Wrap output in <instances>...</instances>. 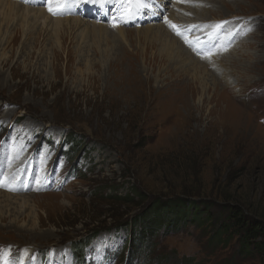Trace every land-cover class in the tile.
I'll return each instance as SVG.
<instances>
[{"label": "rangeland", "instance_id": "obj_1", "mask_svg": "<svg viewBox=\"0 0 264 264\" xmlns=\"http://www.w3.org/2000/svg\"><path fill=\"white\" fill-rule=\"evenodd\" d=\"M110 1L102 9L70 0L62 16L76 17L78 30L93 23L126 32L116 43L96 45L69 29L56 44L42 28L17 33L19 48L4 43L11 34L0 45V191L46 194L20 211L2 209L0 264H40L43 250L41 264H71L69 240L99 226L86 264H124L129 232L111 224L136 209L96 194L111 186L133 201L136 189L150 198L188 190L264 223V0H150L151 10L139 14L134 0ZM146 25L183 45L211 82L136 40ZM189 34L203 37L199 53L184 43ZM208 51L213 55L202 58ZM70 129L82 139L71 160L64 140ZM212 232V223L189 219L162 227L148 240L146 264H264L256 252L239 254L236 235L227 246L213 245Z\"/></svg>", "mask_w": 264, "mask_h": 264}, {"label": "trees", "instance_id": "obj_2", "mask_svg": "<svg viewBox=\"0 0 264 264\" xmlns=\"http://www.w3.org/2000/svg\"><path fill=\"white\" fill-rule=\"evenodd\" d=\"M65 138L70 143L68 152L74 153L75 142L77 143L76 149L82 147V139L77 140L76 133L72 129L66 131ZM109 188L113 191H109V193L98 191L96 194L106 201L129 204L133 209H136L133 212H124L123 216L114 219L111 224L119 227L118 230L124 229L129 232V238L125 244L127 253L125 263L127 264L137 258L138 253L149 243L148 240L155 236L158 229L162 227L172 228L188 219L198 226L204 223L213 224V238L211 239L213 245L227 246L229 239L236 235L239 243L237 249L239 254L249 256L256 252V254L264 257V223L249 218L234 204L228 207L215 206L208 200L201 198L199 193L188 190H182L174 197H171L170 194L160 193L157 197L150 198L145 192L136 189L134 193L137 200L133 201L130 194L126 193L122 196L121 193L114 191L112 186ZM145 204H149L148 209L138 214L137 209ZM160 212L164 213L162 218ZM176 223L178 224L176 225ZM99 229H101L100 226L90 229L91 232L86 239H80L73 243L74 252L79 258H82L83 245L94 237L95 230ZM133 245L134 248L132 249Z\"/></svg>", "mask_w": 264, "mask_h": 264}, {"label": "bare ground", "instance_id": "obj_3", "mask_svg": "<svg viewBox=\"0 0 264 264\" xmlns=\"http://www.w3.org/2000/svg\"><path fill=\"white\" fill-rule=\"evenodd\" d=\"M41 1L42 0H0V45H3L2 44L4 42L3 40H5L7 38L6 35L11 34L9 37L10 39H6V41L4 43L6 45L9 44L12 48H14V46L17 44L16 47L19 48L21 46V44L24 45V43H21L20 41H18L19 38L17 40L16 37L18 34L23 36L25 34V32L34 33L37 30H41L42 28H46L47 32H49L48 39H51L56 44L59 42L58 39H59L60 33L64 32L65 30L68 31L69 29H72L74 32H76L77 36L81 40L87 39L96 45L107 44L109 42L116 43L120 39L125 38L126 32L124 34L123 31H121L119 29L120 31L118 32V34L115 35L116 33L108 32V30L106 28H104V26H100L99 24L98 25L93 24V23L85 24L83 26V28H80V30L76 29L75 26L81 27L80 22L77 19H75L76 17L66 18L65 16H62L64 11L68 10L67 4H69L70 0H59V1L55 2L54 4L51 3L55 14L50 13L48 10L49 0L45 1V6H39ZM82 1L86 2V0H82ZM134 1H135L134 9H135L136 13L139 14V11H137L138 0H134ZM110 3H111L110 0H105L104 6L102 7V9L103 8L106 9L107 6L110 5ZM57 5H59V7H57ZM91 5H92L91 3L86 2V4H84L82 7L83 8H89V7H91ZM68 19H70V20H68ZM16 24H17V26L21 27L20 28L21 31L16 30V33H14L12 35L11 31H9V28H10V26H12V25L15 26ZM142 29L141 30L143 32L141 31L135 35L136 40H141L139 42H142L144 45L147 43V46L152 47V49L155 48L158 52L157 55L160 56L164 62H166V61H171L173 63L180 62L181 63L180 67L183 70L193 71L194 75L196 74V76H197L196 80H198L200 82L206 81L207 83L211 82L209 79L205 78V75L209 74L208 71L205 70L206 68L204 69L202 64L198 61V59H196L195 57H192L191 53H189L186 50V48H184V46L181 45L175 38H173L171 36L169 37V35L167 33H165L161 28H160V30L153 31L152 30L153 28L151 25H146ZM21 36H20V40H21ZM127 37H128V35H127ZM56 46L59 49V45H56ZM200 46H201L200 44L196 45V47H200ZM144 47L145 46H143V49L145 50ZM30 48H31V46H30ZM27 49H29V48H27ZM5 55H6V53H2V56L5 57ZM208 62H210V61H208ZM180 63H176V64L180 65ZM216 68H217V73L219 72V75H222L224 73L226 76H228L229 72H226V73L223 72L222 73V72H220V70H221L220 68H218V67H216ZM210 75H211V73H210ZM211 77L213 78L212 75H211ZM226 79H227V77H226ZM11 163H12V161H11ZM10 170L13 171L12 168ZM11 174H13V173H11ZM18 176H19V174H18ZM27 176H29V175H27ZM4 188H5V186H4ZM6 189L8 190V188H6ZM18 193L22 194L23 191H0V213H2V209H4V208H6L8 210L7 207H10L12 209H17L20 211V209L26 207V205L28 204L29 198L32 199V198H36V197H46V194H43V195L42 194L41 195H31L30 194V195L25 196V195H23L24 193L22 195H20ZM33 201H34V199H33ZM41 236H43V235H41ZM38 238H40V237H38ZM22 261L23 260H21V262Z\"/></svg>", "mask_w": 264, "mask_h": 264}, {"label": "snow or ice", "instance_id": "obj_4", "mask_svg": "<svg viewBox=\"0 0 264 264\" xmlns=\"http://www.w3.org/2000/svg\"><path fill=\"white\" fill-rule=\"evenodd\" d=\"M86 2L91 3V4L95 5V6H99V7L102 8L104 6L105 0H86ZM152 6L153 5L150 3V0H138V8H137V11H139V12H147V11L151 10V7ZM57 7H59V5H57ZM48 10H49L50 13L55 14L54 9H53V7L51 5V0H49ZM165 23H167V20L166 19H165ZM225 23L226 22L217 23L214 26L215 29H216V31L218 32V31L222 30V28H223V26H224ZM111 26L113 28H115V27L118 26V24H117V22L115 20H113L111 22ZM171 27L173 29H176L177 26L176 25H171ZM176 34H177V36L183 35L179 31H177ZM207 35H208V37L210 39H215L216 38V36H215L214 33H207ZM229 36H230V34H229ZM202 40H203V37H201L199 35L192 36L191 34H189L187 36H184V43L189 48L195 49L198 53H199L200 50L196 48V45L199 44V43H201ZM213 47L215 48V47H217V45H213ZM212 55H213V52L208 51L207 53L204 54V56L202 58H207V57H210Z\"/></svg>", "mask_w": 264, "mask_h": 264}]
</instances>
